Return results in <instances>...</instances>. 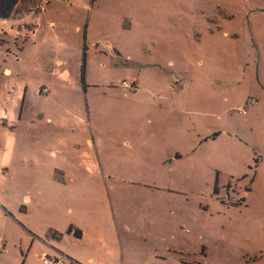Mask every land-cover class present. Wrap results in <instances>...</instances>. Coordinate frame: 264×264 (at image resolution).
I'll list each match as a JSON object with an SVG mask.
<instances>
[{
    "label": "rangeland",
    "instance_id": "1",
    "mask_svg": "<svg viewBox=\"0 0 264 264\" xmlns=\"http://www.w3.org/2000/svg\"><path fill=\"white\" fill-rule=\"evenodd\" d=\"M49 247L264 264V0H21L0 18V264Z\"/></svg>",
    "mask_w": 264,
    "mask_h": 264
},
{
    "label": "trees",
    "instance_id": "2",
    "mask_svg": "<svg viewBox=\"0 0 264 264\" xmlns=\"http://www.w3.org/2000/svg\"><path fill=\"white\" fill-rule=\"evenodd\" d=\"M20 1L21 0H0V18L4 20L8 19L15 12V9ZM71 230H69L68 232H70ZM80 231V229H75L72 231V233L75 237H79Z\"/></svg>",
    "mask_w": 264,
    "mask_h": 264
},
{
    "label": "built area",
    "instance_id": "3",
    "mask_svg": "<svg viewBox=\"0 0 264 264\" xmlns=\"http://www.w3.org/2000/svg\"><path fill=\"white\" fill-rule=\"evenodd\" d=\"M121 87L126 89H133V86L128 83L127 81H123L121 83ZM249 104L252 105L255 101L254 100H248ZM241 114H246V111L244 109L240 110ZM40 258L42 260V264H64V258L63 256L60 257H52L48 256V254H42L40 255Z\"/></svg>",
    "mask_w": 264,
    "mask_h": 264
},
{
    "label": "crops",
    "instance_id": "4",
    "mask_svg": "<svg viewBox=\"0 0 264 264\" xmlns=\"http://www.w3.org/2000/svg\"><path fill=\"white\" fill-rule=\"evenodd\" d=\"M5 72H8V70L6 69ZM176 102H177V101L170 100V101H169V105H171L172 107H177V106L174 105V103H176ZM182 102H183L184 104H189L190 101H186V102L182 101ZM160 133H161V134H160V135H161V141H160V144H161L162 141H163V140H162V139H163V135H162L163 133H162V132H160ZM49 248L51 249L50 252H52V254H54V255H52V257H60L59 255H55V254H56L55 251H57V250H55L53 247H49ZM41 255H42V254H41ZM48 256H49V255H48ZM61 256H62V255H61Z\"/></svg>",
    "mask_w": 264,
    "mask_h": 264
}]
</instances>
